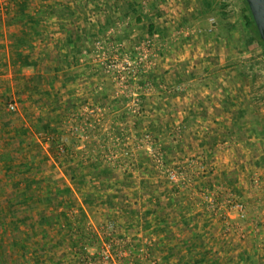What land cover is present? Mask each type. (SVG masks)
Listing matches in <instances>:
<instances>
[{
  "label": "rangeland",
  "instance_id": "1",
  "mask_svg": "<svg viewBox=\"0 0 264 264\" xmlns=\"http://www.w3.org/2000/svg\"><path fill=\"white\" fill-rule=\"evenodd\" d=\"M20 1L0 0V18L26 6ZM107 1L89 3L87 14L78 0L27 5L31 14L68 2L76 12L67 19L60 13L41 27L45 40H34L36 53L50 42L53 57L60 54L55 40H62L60 79L41 84L48 95L42 103L14 96L0 63V139L16 134L10 160L29 159L23 155L48 142L56 162L27 168L37 178L30 203H23L29 225L40 226L44 209L32 206V194L44 198L45 188L64 187L66 166V174H76L73 186L85 185L75 198L62 191L54 209L58 223L31 227L13 264H264V51L244 27L243 1L118 0L116 8L111 0L102 7ZM129 1L139 2L140 11H128ZM77 25L87 35L68 50L67 32ZM78 147L92 163L87 179L72 166L75 155L83 157ZM5 171L1 204L7 196L21 201L22 177ZM83 205L98 212L85 217ZM4 207L0 213L8 217ZM177 224L184 227L172 229ZM3 236L0 229V243Z\"/></svg>",
  "mask_w": 264,
  "mask_h": 264
},
{
  "label": "trees",
  "instance_id": "2",
  "mask_svg": "<svg viewBox=\"0 0 264 264\" xmlns=\"http://www.w3.org/2000/svg\"><path fill=\"white\" fill-rule=\"evenodd\" d=\"M33 0H21L20 2H23L26 4V6H21L16 10L14 14L8 15L5 19L0 18V27L4 26L7 29V41H8V50L11 54V66L14 68H19L20 70L24 68H29L32 65H36L37 67L39 64H43L45 68L42 67V75L38 74L36 75L35 81H34V89L37 92L41 91L39 90L40 86L42 83H47L53 85L55 80L60 79L59 70L62 67V62H60V54H61V49L59 48V44L62 42V40L58 41L55 40L56 42L54 43L53 48L60 52L57 57L52 56V51L49 50L48 45L50 42H47L44 47H41L40 52L36 53V45L34 44V40H36L38 37L41 38V41H44L45 38L42 37V30L41 27L46 24V26L53 25L54 22L58 21V16L60 13H63V16L67 19V17H74L76 16L75 10H72L73 8H70L69 6V1H75V0H67V4L63 8H57L53 5L50 6H45L43 9H39L35 13L28 14L27 12V5L31 4ZM80 4H78L79 9L82 13H86L88 11L89 3H93L94 0H78ZM243 1V10H242V21L244 24L245 29L248 31L250 39L253 42H256L259 47H261L264 51V42L262 41L258 28L256 26L255 20L253 18L252 12L249 8V5L246 0ZM111 0L106 2V5L102 6L104 8H108L111 5ZM119 1L115 0L114 3L112 4L113 7H118ZM20 5V4H19ZM126 9L128 11L132 12H139L140 11V3L139 2H133L129 1L125 3ZM83 7V10H82ZM70 8V9H69ZM62 15V14H61ZM112 18H107V22L111 23ZM137 22L141 23V19L137 18ZM62 26H67L66 22H60ZM77 23V20L73 18V24ZM114 23V22H113ZM77 29L72 32V30L68 31V35L66 40L64 41L66 48L70 50V47H75V50L81 46V43L83 41V37L87 35V32L84 28H81L80 26H76ZM155 26L153 24H150L148 27L149 34H153ZM229 34V32H228ZM50 37V35H49ZM49 41L51 40V37L48 39ZM1 47V46H0ZM47 61V62H46ZM54 75H58L55 78H51L50 73ZM53 80V82L51 81ZM49 84V85H50ZM52 87V86H50ZM43 123V121L41 120ZM9 123L5 121L3 123V126H8ZM44 127V124L42 125ZM40 130V129H39ZM22 143V141H20ZM13 149V148H12ZM11 149V150H12ZM10 149L7 150V152H3L0 154V159L2 161L9 160L11 157V151ZM26 168V169H25ZM28 165L23 166L20 168L22 171L27 170ZM19 169V172L21 170ZM18 170H13V173L20 174ZM29 182L25 183L24 191L25 194H28L31 191V183L34 182L31 176H29ZM75 178V177H74ZM172 190V189H171ZM25 194L19 195L21 198V201L19 198H16L14 202L12 201L13 197H6L4 202H0V212H2V209L4 207V204L7 203L9 210L8 212V217L2 213H0V229L3 231L4 234V240L0 243V264H13V261L11 260L12 256H16V247L17 243L23 242L26 239H31V235L27 234L28 231L32 229V232L40 230V226L42 224H49L50 226H54L58 223L57 219L58 216H54V209L59 205L56 204L57 201L59 203L63 200L61 198V195L58 194L57 192L55 193L54 191L52 192L51 190L44 189L41 191V193L44 195V198H38L40 197L37 194H32V197L34 199V204L32 203L33 207H37L36 205H41L44 206V209L41 210L39 213L40 215L38 216V220L36 221L40 226H30L29 225V219L30 216L27 215L28 212V204L26 207L23 203H30V200L28 197H26ZM41 195V196H42ZM36 199V200H35ZM62 199V200H61ZM87 202V200H86ZM85 202V203H86ZM21 203V209H18L17 206L18 204ZM41 203V204H39ZM87 204V203H86ZM51 205L53 212L47 213L46 206ZM5 208V207H4ZM19 211L21 214V218L18 220L17 219V214L19 215ZM6 212V213H7ZM20 221L23 223L24 229H21L19 224L16 223V221ZM17 224V225H16ZM32 227V228H31ZM31 228V229H30ZM25 230V231H23ZM32 232L30 234H32ZM26 247V246H23ZM39 250V247L36 248L35 251ZM28 249L23 248L22 250V255L21 257H24L25 261H27L26 257L28 255ZM41 254V252H38ZM7 257V260L5 259ZM6 261H5V260ZM15 264H22V262L17 259Z\"/></svg>",
  "mask_w": 264,
  "mask_h": 264
},
{
  "label": "crops",
  "instance_id": "3",
  "mask_svg": "<svg viewBox=\"0 0 264 264\" xmlns=\"http://www.w3.org/2000/svg\"><path fill=\"white\" fill-rule=\"evenodd\" d=\"M50 31L51 30H49V32ZM7 33H8L7 29L4 28V26L0 27V44H1L0 48H2V49H0V60H1L0 63L3 62V64H4L3 72H4V75H6V76H4L3 79H6V78L9 79L7 81H9L12 84V88H13V91H14L13 92L14 96L16 95V96L20 97V93H23V94L26 95V99L29 101V104H31V102L33 103V101H36V99H39L40 102H41L42 99L45 96H48L47 95V91H46L47 89L45 90V87L40 86L39 90L41 91V93L37 92L34 89V81H35L36 75H38V74L42 75L43 74L42 73L43 71L40 70L41 66H40V64L37 67H35L36 65H34V66L32 65L31 67L24 68L22 70H20L19 68L12 67L11 66V61H10L11 60V54H10V52L8 50V47H7V45H8ZM43 33H45V32H43ZM1 75L2 74H0V79H1ZM14 80H15V82H13ZM2 81H4V80H2ZM85 84H87V83H85ZM85 84H83V85H85ZM48 91H50V90H48ZM30 107L32 108V111L33 110L35 111L36 108L34 106L30 105ZM32 113H34V112H32ZM11 131L12 130H10V132L7 133V135H5L3 139H0V153L9 150V148H10V150L12 149L11 148L12 141H14V139H16V134H13ZM31 132H33V131L31 130ZM1 145H3L2 148H1ZM2 149H4V150H2ZM79 149H81V147L77 148V152L79 153L81 151V155L85 151H88V150H79ZM38 150H41V152H39ZM50 151L51 150L49 148V143L48 142L41 143V145H39L37 150H35L33 152H28L29 153L28 156H27V153H25L23 155L25 157H30L31 155H33V157H31L29 159H25V160L24 159L21 160V158H20L19 162H17L18 160L15 161V159H12V160L9 159L8 162H7V160L3 161L2 166H0V169L7 170V173H6V171H5V173H6V175H8L10 177V175H11L10 169L12 171L13 170L14 171L18 170V172H19V169L22 168L25 165L34 166L35 164L39 165V164L43 163V165H46V164L50 165L51 164V166H52L53 164H56V162L51 157ZM40 154L42 155L40 157L41 160L40 159L34 160L35 155L37 156V158H39L38 155H40ZM73 161H74V163H72V166H75L78 172H81L82 174L85 173V178L87 179V177L89 176L87 174L88 173L87 172L88 171L87 168H91L92 167L91 160L85 159L84 156L83 157H78L77 155H75ZM88 166H90V167H88ZM67 170H68V168L66 166V170H64V172L63 171L61 172V176L63 177V179L59 180V182L63 183L64 187L60 186V188H59V187L53 186L52 188L56 189L55 193L57 191H59L60 195L62 194V191H63V195L65 196L64 198L68 197L67 195H70V194H72V195L69 196L70 198H75V197L78 196V193H80V194L84 193L85 185L80 187V188H78L76 185L74 187L73 184H74L75 181H77V178H74L76 176V174H73V175L66 174ZM68 171H70V170H68ZM19 173H20L19 176L22 177V179H21L22 181L21 182H23L24 186L22 184V188L20 189L21 191L18 192L17 194H19V195L22 194L23 195V194H25V191H24L25 183L29 182V178H30L29 177V171H27V170L22 171L21 170V172H19ZM68 175H69V180L67 178ZM83 175H82V177H83ZM11 177L13 178V176H11ZM79 177L81 179V176H79ZM32 179L35 181V179H37V178L33 177ZM1 181L3 183V182H6L7 180H1ZM46 182H48V180H46ZM50 182H51V179H50ZM9 183L11 185H13L12 182H9ZM25 195H26V197H28V194H25ZM61 198H63V197H61ZM90 206H94V204L91 203ZM86 207H87V205L86 206L83 205L84 209H83L82 212L84 213L85 217L90 218V214L92 212H98V207H96V206L91 208L88 211L86 210L87 209ZM181 227H184L183 224H177V225L173 226L172 229H177L179 231V230H181ZM189 227L191 228V225ZM190 242H193V240H191V238L185 239V243L188 244ZM162 243H163V241L160 242V244H162Z\"/></svg>",
  "mask_w": 264,
  "mask_h": 264
},
{
  "label": "water",
  "instance_id": "4",
  "mask_svg": "<svg viewBox=\"0 0 264 264\" xmlns=\"http://www.w3.org/2000/svg\"><path fill=\"white\" fill-rule=\"evenodd\" d=\"M252 12L260 37L264 42V0H246Z\"/></svg>",
  "mask_w": 264,
  "mask_h": 264
},
{
  "label": "built area",
  "instance_id": "5",
  "mask_svg": "<svg viewBox=\"0 0 264 264\" xmlns=\"http://www.w3.org/2000/svg\"><path fill=\"white\" fill-rule=\"evenodd\" d=\"M8 109L10 111H16L17 110V106L15 104H9Z\"/></svg>",
  "mask_w": 264,
  "mask_h": 264
}]
</instances>
